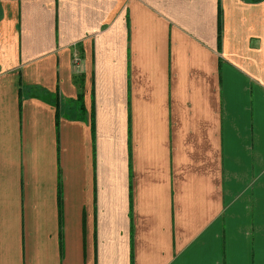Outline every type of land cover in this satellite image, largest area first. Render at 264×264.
Listing matches in <instances>:
<instances>
[{"label":"crops","instance_id":"crops-1","mask_svg":"<svg viewBox=\"0 0 264 264\" xmlns=\"http://www.w3.org/2000/svg\"><path fill=\"white\" fill-rule=\"evenodd\" d=\"M0 264H264V0H0Z\"/></svg>","mask_w":264,"mask_h":264},{"label":"trees","instance_id":"trees-1","mask_svg":"<svg viewBox=\"0 0 264 264\" xmlns=\"http://www.w3.org/2000/svg\"><path fill=\"white\" fill-rule=\"evenodd\" d=\"M21 89H22V83H21ZM79 99H81V101H82V93L79 94ZM22 100H23V95H22V91H21V94H20L21 104H22ZM93 113H94V110H92V115H91V117H92L91 126H92V130L94 132V117H93ZM58 120H59V117L57 116V124H58ZM61 229H62V227H61ZM132 262H133V257H132Z\"/></svg>","mask_w":264,"mask_h":264}]
</instances>
